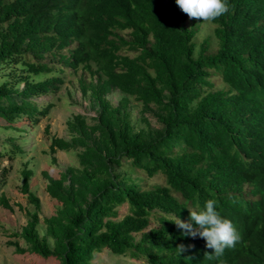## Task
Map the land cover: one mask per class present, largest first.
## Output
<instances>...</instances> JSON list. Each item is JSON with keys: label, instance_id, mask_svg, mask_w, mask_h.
<instances>
[{"label": "trees", "instance_id": "16d2710c", "mask_svg": "<svg viewBox=\"0 0 264 264\" xmlns=\"http://www.w3.org/2000/svg\"><path fill=\"white\" fill-rule=\"evenodd\" d=\"M227 3L229 12L213 22L219 47L209 52L211 41H195L201 20L175 0H0L2 127L23 131L18 121L47 115L51 103L34 97L56 94L67 67L91 74L81 88L100 107L96 123L76 114L68 121L72 139L53 137L50 145L54 154L77 150L80 163L60 178L45 172L48 193L71 209L55 248L63 264H91L104 249L149 264H264V0ZM116 89L126 95L118 106L107 97ZM130 97L160 126L145 119L138 128ZM10 140L0 157L24 151ZM127 161L149 177L163 173L168 185L144 189L116 170ZM32 174L24 171L22 192L40 208ZM209 199L241 237L213 260L204 239L173 223L195 226L189 210ZM1 202L13 208L5 195ZM28 214L30 247L14 243L17 251L53 256L39 213Z\"/></svg>", "mask_w": 264, "mask_h": 264}, {"label": "rangeland", "instance_id": "374dc122", "mask_svg": "<svg viewBox=\"0 0 264 264\" xmlns=\"http://www.w3.org/2000/svg\"><path fill=\"white\" fill-rule=\"evenodd\" d=\"M200 32L195 40L198 45L206 39L211 41L209 52H214L219 47V40L214 34L215 24L199 21ZM7 69L5 72H8ZM65 81L56 94L34 97L39 104H50L51 108L47 115L39 118L37 122L20 120L16 123L23 131L14 129H4L2 125L6 122L0 118V150L10 145V138L15 137L17 143L21 144L24 151L16 156L0 157V264H63L61 256L55 250L60 236L62 222L66 221L67 215L71 212L69 207L53 198L47 191L48 179L45 172L60 178L63 173L70 168L75 171L80 169L77 150L63 151L58 150L55 154L51 152L50 145L53 137H62L66 140L72 139L68 121L76 114H83L88 117L90 124L96 123V117L100 107L89 96L84 94L81 88V78L89 82L91 74L84 69L77 72L66 68L64 74ZM217 85L222 84L220 75L213 77ZM4 80L0 76V82ZM20 89L24 84H18ZM108 99L115 105L121 104L126 95L119 89L113 90L108 94ZM128 111L131 120L136 123L138 128L147 127L145 119H148L151 127H159L152 113H144L143 105L135 98H129ZM56 157V160H54ZM30 169L33 174L30 179L31 190L40 198L41 205L37 208L32 204L27 196L22 192L24 182V171ZM121 173L131 174L138 179L144 189H154L159 186H167V180L163 173H157L149 177L141 169L132 168L129 161L124 165L116 167ZM70 180L67 181L68 191ZM5 195L12 209H7L2 205L1 197ZM179 198L180 196L176 194ZM38 212L40 223L38 229L42 237H46L52 250L53 256L44 258L41 255L33 254L30 251L20 253L14 243H19L22 249H29L30 244L24 239L23 231L29 220V212ZM127 212V208H124ZM52 219V222H46ZM13 233H18L15 236ZM59 235V236H58ZM91 264H149L145 258L134 259L130 255H119L109 249H104L94 253Z\"/></svg>", "mask_w": 264, "mask_h": 264}, {"label": "clouds", "instance_id": "9594fccd", "mask_svg": "<svg viewBox=\"0 0 264 264\" xmlns=\"http://www.w3.org/2000/svg\"><path fill=\"white\" fill-rule=\"evenodd\" d=\"M175 3L189 19H198L209 24L230 10L227 0H175ZM189 213L190 221H194L195 226L178 217L173 223L183 230L184 235L199 237L206 241V247L213 250L212 253H205L206 259H218L224 254L225 249L235 248L240 241V234L233 223L223 218L216 210L215 200L209 199L205 201L203 209L189 210ZM177 250L181 254L186 247L181 244L178 245Z\"/></svg>", "mask_w": 264, "mask_h": 264}]
</instances>
